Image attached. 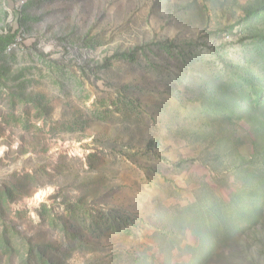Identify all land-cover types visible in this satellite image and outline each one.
Returning <instances> with one entry per match:
<instances>
[{"label":"rangeland","instance_id":"obj_1","mask_svg":"<svg viewBox=\"0 0 264 264\" xmlns=\"http://www.w3.org/2000/svg\"><path fill=\"white\" fill-rule=\"evenodd\" d=\"M0 264H264V0H0Z\"/></svg>","mask_w":264,"mask_h":264},{"label":"trees","instance_id":"obj_2","mask_svg":"<svg viewBox=\"0 0 264 264\" xmlns=\"http://www.w3.org/2000/svg\"><path fill=\"white\" fill-rule=\"evenodd\" d=\"M17 35L18 33L10 35L0 34V54L5 53L9 47L16 44Z\"/></svg>","mask_w":264,"mask_h":264}]
</instances>
